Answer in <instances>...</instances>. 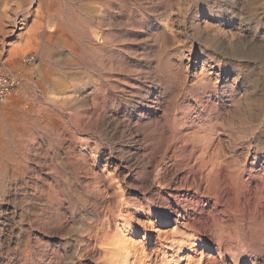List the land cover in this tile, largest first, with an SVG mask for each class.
I'll return each instance as SVG.
<instances>
[{
    "label": "rangeland",
    "instance_id": "obj_1",
    "mask_svg": "<svg viewBox=\"0 0 264 264\" xmlns=\"http://www.w3.org/2000/svg\"><path fill=\"white\" fill-rule=\"evenodd\" d=\"M30 1L0 0V264H264V0Z\"/></svg>",
    "mask_w": 264,
    "mask_h": 264
},
{
    "label": "bare ground",
    "instance_id": "obj_2",
    "mask_svg": "<svg viewBox=\"0 0 264 264\" xmlns=\"http://www.w3.org/2000/svg\"><path fill=\"white\" fill-rule=\"evenodd\" d=\"M30 1V0H29ZM31 2V1H30ZM33 2V1H32ZM40 2V1H39ZM40 5V4H39ZM230 171V170H229ZM229 171L227 170L225 173H224V177H228V174H229ZM142 175V173L141 174H139L138 176H141ZM203 179V178H202ZM220 182H221V178L219 177V172H218V170L217 169H214L213 171H208L207 173H206V175H205V178H204V183H205V187H204V189H205V193L207 194V195H212V196H216V194H217V192L220 190ZM228 231V230H227ZM226 232V231H225ZM222 233V232H221ZM223 237V236H222ZM226 238V237H225ZM232 238V239H231ZM236 239H238V238H236ZM235 238H233V237H229L228 238V240L229 241H237ZM220 240H224V239H222L220 236L218 237V241H220ZM227 240V239H226ZM115 241V240H114ZM113 241V242H114ZM226 242V241H225ZM119 243V242H118ZM126 243V242H125ZM247 243H249V239H248V242ZM252 243V242H251ZM236 244H238L237 242H236ZM114 245L116 246V244L114 243ZM121 245H123V246H121ZM121 245H119L118 244V246H113V253L111 254V255H113V256H115L114 255V252L117 254L116 256H118V259H119V257L121 258V256H123L124 255V251L125 250H123V247L124 246H126V245H124L123 244V242L121 243ZM220 247H223L224 248V251H230V250H232V249H235V246H234V244L233 245H231V244H223L222 242H219V244H218ZM115 247V248H114ZM252 247V246H251ZM256 247V246H255ZM125 249H126V247H124ZM248 248H250V245H249V247ZM252 249V248H251ZM254 249V248H253ZM127 250V249H126ZM110 252H112V250L110 251ZM126 252V251H125ZM110 255V256H111ZM127 255V254H126ZM113 258V257H112ZM117 259V260H118ZM122 259H123V257H122ZM121 259V260H122ZM110 260H112V259H110L109 258V261ZM113 260H115V258L113 259ZM111 262H114V261H111Z\"/></svg>",
    "mask_w": 264,
    "mask_h": 264
},
{
    "label": "built area",
    "instance_id": "obj_3",
    "mask_svg": "<svg viewBox=\"0 0 264 264\" xmlns=\"http://www.w3.org/2000/svg\"><path fill=\"white\" fill-rule=\"evenodd\" d=\"M25 61H30L31 56H27ZM17 85V79L8 73H0V105L7 102Z\"/></svg>",
    "mask_w": 264,
    "mask_h": 264
},
{
    "label": "snow or ice",
    "instance_id": "obj_4",
    "mask_svg": "<svg viewBox=\"0 0 264 264\" xmlns=\"http://www.w3.org/2000/svg\"><path fill=\"white\" fill-rule=\"evenodd\" d=\"M33 7H34V5H33Z\"/></svg>",
    "mask_w": 264,
    "mask_h": 264
}]
</instances>
